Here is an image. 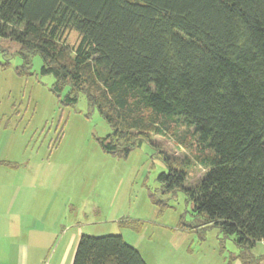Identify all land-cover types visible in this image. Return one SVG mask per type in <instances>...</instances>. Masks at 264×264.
Instances as JSON below:
<instances>
[{
    "label": "trees",
    "instance_id": "16d2710c",
    "mask_svg": "<svg viewBox=\"0 0 264 264\" xmlns=\"http://www.w3.org/2000/svg\"><path fill=\"white\" fill-rule=\"evenodd\" d=\"M10 51L19 74L40 56L54 91L69 88L65 104L85 96L110 127L98 140L108 154L127 158L172 124L192 130L203 177L188 184V163L170 165L159 191H182L242 264H264L251 253L264 241V0H0ZM73 264L147 262L121 235H83Z\"/></svg>",
    "mask_w": 264,
    "mask_h": 264
},
{
    "label": "rangeland",
    "instance_id": "374dc122",
    "mask_svg": "<svg viewBox=\"0 0 264 264\" xmlns=\"http://www.w3.org/2000/svg\"><path fill=\"white\" fill-rule=\"evenodd\" d=\"M66 41L77 45L79 35L70 33ZM23 64L13 51L0 53V160L18 163L35 178L37 203L51 204L46 198L54 194L58 206L70 200L74 213L81 208L89 236L121 235L149 264H242L234 239L202 225L182 191H159L158 177L170 165L188 163V184L203 177L192 130L172 124V133L153 135L152 144L127 158L113 156L98 141L110 127L85 96L75 105L65 104L69 88L54 91V77L41 74L40 56L19 74ZM251 253L264 256V241Z\"/></svg>",
    "mask_w": 264,
    "mask_h": 264
},
{
    "label": "crops",
    "instance_id": "0c3cea01",
    "mask_svg": "<svg viewBox=\"0 0 264 264\" xmlns=\"http://www.w3.org/2000/svg\"><path fill=\"white\" fill-rule=\"evenodd\" d=\"M26 174L18 163L0 164V264H73L81 237L90 234L81 208L74 213L66 198L58 206L55 194L46 198L51 204L37 203L36 180Z\"/></svg>",
    "mask_w": 264,
    "mask_h": 264
}]
</instances>
